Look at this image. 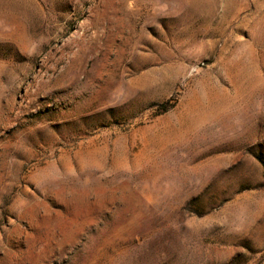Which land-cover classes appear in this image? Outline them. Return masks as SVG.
Masks as SVG:
<instances>
[{
	"label": "rangeland",
	"instance_id": "obj_1",
	"mask_svg": "<svg viewBox=\"0 0 264 264\" xmlns=\"http://www.w3.org/2000/svg\"><path fill=\"white\" fill-rule=\"evenodd\" d=\"M0 264H264V0H0Z\"/></svg>",
	"mask_w": 264,
	"mask_h": 264
}]
</instances>
